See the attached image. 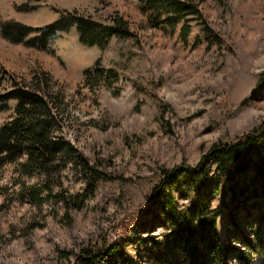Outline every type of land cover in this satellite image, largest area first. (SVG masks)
<instances>
[{
  "label": "rangeland",
  "instance_id": "rangeland-1",
  "mask_svg": "<svg viewBox=\"0 0 264 264\" xmlns=\"http://www.w3.org/2000/svg\"><path fill=\"white\" fill-rule=\"evenodd\" d=\"M186 1L204 21L190 15L153 24L142 0H0L5 24L43 29L76 15L129 35L89 46L72 27L39 49L27 44L38 34L16 43L0 32V96L45 74L65 110L55 136L73 148L49 174L21 170L26 157L0 163V264H73L87 247L112 251L115 264H190L194 240L165 230L163 201L150 206V198L164 169L194 167L214 144L264 123V0ZM94 69L105 75L89 85L85 74ZM7 105L0 127L16 103ZM84 160L108 177L90 182ZM208 169L215 176L214 165ZM164 192L176 197L180 213L194 195L182 198L174 184ZM32 193L41 201L31 202ZM203 194L220 208L228 264H264L263 198L244 203L241 196L239 210L229 212L231 194L214 193L213 181Z\"/></svg>",
  "mask_w": 264,
  "mask_h": 264
},
{
  "label": "trees",
  "instance_id": "trees-1",
  "mask_svg": "<svg viewBox=\"0 0 264 264\" xmlns=\"http://www.w3.org/2000/svg\"><path fill=\"white\" fill-rule=\"evenodd\" d=\"M141 5L144 12L151 13V20L156 25H174L186 20L190 15H196L204 21L197 6L186 0H142ZM72 27L80 33L82 42L89 46L103 47L108 38L119 34L129 37L121 28L117 31L113 27H103L76 15H68L64 20L59 19L43 29L0 22V32L3 36L16 43L25 42L24 39L31 34H38L27 44L39 49H48L57 34L68 32ZM184 32H190L189 25H184ZM104 75L102 70L94 69L85 74V79L87 84L91 85L94 79ZM10 100L16 105L12 118L0 127V163L18 164L19 160L26 157L24 164L19 163L21 170L49 174L50 168L65 162L67 155H71L70 148L73 149L70 144L55 136L59 127L57 115L59 110H64L63 101L51 92L45 74H38L30 84H16L12 91L0 96V111L8 110L7 103ZM67 162L72 163L66 160V164ZM209 164L215 167L213 177L208 169ZM82 165L85 173H91L90 182L96 183L97 180L105 178L104 176L108 177L105 169L100 172L85 160ZM250 171V178L242 180L244 183L240 185L237 178L247 176ZM210 181H213L214 193L217 195L225 199L228 193L231 194L233 207H229L228 202L224 203L229 212L239 210L237 203L241 196H244V203L257 198L264 200V123L230 143L214 144L194 167L183 163L180 169L162 171L161 182L152 192L150 206L161 199L170 222L164 225L165 230L174 232L175 239L194 240L190 247V264H228L223 241L218 234L220 208L213 207L205 194L202 197L200 195L202 186ZM172 184L183 193L182 198L194 194L191 199H187L189 204L184 212H179L176 197L172 193L164 192V187ZM181 189H184V192L180 191ZM29 196L31 202L41 201L37 199V193ZM162 238L166 243L169 242L165 235ZM198 240L203 242L205 248L210 249V258L205 256L197 243ZM158 245H161V242H158ZM105 252L103 254L92 247L83 248L75 256L73 264H115L110 258L112 251Z\"/></svg>",
  "mask_w": 264,
  "mask_h": 264
}]
</instances>
